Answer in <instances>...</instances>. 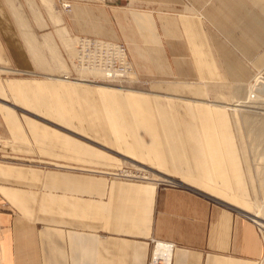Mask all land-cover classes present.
Returning <instances> with one entry per match:
<instances>
[{
	"label": "crops",
	"instance_id": "1",
	"mask_svg": "<svg viewBox=\"0 0 264 264\" xmlns=\"http://www.w3.org/2000/svg\"><path fill=\"white\" fill-rule=\"evenodd\" d=\"M258 2L264 16V0ZM241 6L240 0H0V264H148L153 240L174 245L171 264H264V233L240 213L236 203L245 200L234 202L224 193L232 189L224 178L213 191L195 190L81 172L79 161L64 160L65 151L89 150L80 141L109 151L61 125L67 117L96 126L94 113L105 112L114 115L110 127L128 119V131L140 122L153 136L146 151L169 163L189 152L171 144L185 125L177 119L187 118L181 111L170 129L165 124L176 109H114L113 101L127 102L128 94L65 81V64L51 39L66 48L67 37L118 40L131 54L158 59L157 68L156 55H168L167 68L178 71L190 70L186 56L199 54L201 69L212 70L213 61L215 69L239 80L248 70L236 49L253 56L264 40V26L241 14ZM209 22L228 44L212 39ZM33 38L61 62V76L53 73L57 64L48 63L46 51L33 52ZM164 95L167 103L183 99ZM215 112L216 132L228 142L224 116ZM200 113L206 151L196 167L209 178L228 164L239 181L234 149H226L221 162L212 161L222 152L209 147L217 139L202 125L209 112ZM48 161H55V170L44 167Z\"/></svg>",
	"mask_w": 264,
	"mask_h": 264
},
{
	"label": "rangeland",
	"instance_id": "2",
	"mask_svg": "<svg viewBox=\"0 0 264 264\" xmlns=\"http://www.w3.org/2000/svg\"><path fill=\"white\" fill-rule=\"evenodd\" d=\"M240 2L242 5L240 13L246 15L250 13L252 17L259 19L260 24L264 26L262 7L258 0L255 3H248V0H240ZM208 27L210 34L214 35L213 40L217 36V40L227 43L225 37H223L224 32H218L219 27L210 22L208 23ZM51 39L55 44L59 58L65 64V71L69 74V78L80 79L79 72L81 69H76L72 63L73 42L70 41L72 38H66L68 43L67 48L60 40ZM106 40L125 47L131 70L127 74L118 75L117 78L112 80L105 79L96 73V76L89 77V80L87 79L90 82L88 86L94 89L98 88L94 84L95 82L121 89L112 88L113 94H128L126 98L127 102L120 103L119 101H113L114 109L133 110V113L141 109H164L166 111L176 109L177 112L173 111L170 113L169 120L165 124L170 129L175 128L173 120L179 115L182 117L184 114L183 112L181 114V111H185L187 119H177V124L185 125L178 129L181 132H179L177 139L173 140L171 144L189 152L187 151L188 153L183 155L184 153L182 154L181 151V155L177 159L172 160L173 164L163 161L159 157H154L146 151L153 142V136L148 132L146 125H139V122L138 126L134 127V131H128L126 127L128 119H121V127H110L108 125L109 118L114 115L111 116V114L98 111L93 112L95 114L93 119L97 123L96 126H90L85 122L83 123L84 126H80L77 124L78 118L74 119L71 117H67L66 124H61L60 121L57 122L70 129V131L93 139L96 144L108 147L109 151L79 140L81 146L86 144L89 150L81 148L78 151V155L75 154L76 152L67 153L65 151L64 160L79 161V163H76L78 165L75 166L81 172H96V174L106 172L107 176L112 179L145 183L154 182L163 186H182L195 190L213 191L216 188L215 183L218 180L222 181L224 178L232 188L227 191L224 190V193L232 197L231 199L234 202L242 199L245 200L241 204L236 203L240 207V213L251 218L264 230V138L262 140L256 139L259 134V128H255L252 125V122H260L264 118V40L258 42L256 47H254L255 54L253 56H241L236 52V49V55L240 56L244 67L248 70V76L239 80L225 75L223 70L215 69L213 61H210V65L213 66L212 70L201 69L200 67H204L205 63H201L203 59H201L199 54L186 56L189 62L186 65L192 67L190 70H169L167 68L168 55H156L161 60L159 63L160 68H157L158 64L156 62H158V59L155 58L153 63L151 55L150 58L145 54H131L123 42L112 39ZM33 41L38 45L33 52L46 51L48 63L57 64V68L53 73L61 76L63 74L61 62L58 59H53L45 48L39 46L40 42L36 38H33ZM208 59H210L209 55ZM61 78L65 81H70V79H65L63 76ZM261 80H263V85L261 84ZM164 94L182 95L183 99H172L171 102L167 103L168 99ZM195 98H201L202 100L197 101L194 100ZM214 100L219 101L211 102ZM237 103L242 105L235 108L240 109L238 112L246 116L245 124L243 119H240L238 123L234 121V107L231 104L235 105ZM200 110L209 112V115L203 117L205 119L202 125L206 126L210 132H213V136L217 139V142H213L214 144L209 145V147H212V149L217 148L220 153L222 152L221 155L215 156V160L212 161L221 162L224 158L222 155L224 151L229 148L234 149L236 160L238 161L239 181L232 179L233 177L230 176L228 170L231 169V166L228 164L224 166V173L221 171L220 174L214 177L210 176L209 178L198 166L196 167V165L200 164L197 162L200 161V158H198L199 154L202 153L203 155L206 151V149L202 150L205 141L204 139L202 140L200 134L201 119L197 117V115H201ZM218 110L222 112L224 125L230 132L231 140L228 142H223L220 134L216 132L215 111ZM56 119L53 120L55 121ZM83 130L85 131L84 133H82ZM240 132L241 136L239 135ZM3 143L4 139L0 137V149ZM215 144L216 146H213ZM207 151L210 153L209 149ZM54 162L48 161L44 167L49 171L55 170L56 165ZM226 170L227 174L225 173ZM225 174L229 175L228 179L225 177ZM205 186H208V189H205ZM235 187L239 188L238 192L235 191ZM232 200L229 199L228 201L231 202ZM259 208L262 210L260 211L261 213L258 212ZM258 213L260 214L259 219L255 217Z\"/></svg>",
	"mask_w": 264,
	"mask_h": 264
},
{
	"label": "built area",
	"instance_id": "3",
	"mask_svg": "<svg viewBox=\"0 0 264 264\" xmlns=\"http://www.w3.org/2000/svg\"><path fill=\"white\" fill-rule=\"evenodd\" d=\"M62 8L68 10L69 4H63ZM72 42V63L76 69L92 70L110 80L130 71L124 46L110 40L93 37H74ZM255 224L257 225V223ZM257 226L263 233V228ZM173 251V244L153 240L148 264H171Z\"/></svg>",
	"mask_w": 264,
	"mask_h": 264
},
{
	"label": "bare ground",
	"instance_id": "4",
	"mask_svg": "<svg viewBox=\"0 0 264 264\" xmlns=\"http://www.w3.org/2000/svg\"><path fill=\"white\" fill-rule=\"evenodd\" d=\"M31 47L32 48H34V46L33 45H31ZM72 54H73V48H72ZM73 56V55H72ZM131 70V69H130ZM80 79H71V78H69V74L67 73V71H65V73H64V75H63V78H65V79H70V81H73V83H81V84H90V82L88 81L89 79V77H94V76H96V73L97 72H95V71H92V70H81L80 72ZM98 74V73H97ZM86 78V79H85ZM88 79V80H87ZM259 81V80H258ZM262 82H261V84L263 85V80H261ZM94 84H96L97 85V87H101V88H113V89H120V88H115V87H113V86H108V85H105V84H100V83H95L94 82ZM259 85V84H258ZM256 87V86H255ZM257 88H258V86H257ZM121 90V89H120ZM128 90V89H127ZM237 90V89H236ZM255 97V96H254ZM238 100V99H237ZM219 100H214V101H211V102H218ZM238 102V101H237ZM243 102V101H242ZM247 102V101H246ZM222 103H224V102H222ZM244 103V102H243ZM251 103V102H250ZM254 103V102H253ZM248 105V104H247ZM220 106V105H219ZM231 106H233L234 108H233V118H234V121L236 122V123H238L239 121H240V119H243V121H244V124H245V122H246V116H244V115H241L238 111L240 110H238V109H236L235 107L236 106H242L241 104H239V103H237V104H231ZM245 107H251V106H245ZM262 111V110H261ZM259 123V124H258ZM252 125H254V127L255 128H259V134H258V137H256V139L258 138V140L259 139H263L264 138V118L262 119V120H260V122H252ZM252 129V128H251ZM251 129H249V130H251ZM256 131V130H255ZM256 134V133H255ZM239 135L241 136V132L239 133ZM257 135V134H256ZM264 140V139H263ZM264 182V181H263ZM263 187H264V185H263ZM261 205V204H260ZM260 211H262L261 210V208H259V210H258V212L259 213H261ZM256 214L255 215V217L257 218L258 217V219H259V217H260V214ZM263 222V221H262ZM261 224V223H260Z\"/></svg>",
	"mask_w": 264,
	"mask_h": 264
}]
</instances>
